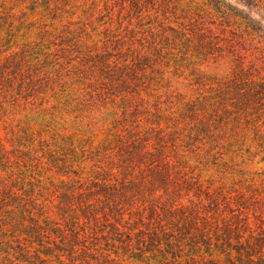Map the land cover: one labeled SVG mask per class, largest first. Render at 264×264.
<instances>
[{"label": "rangeland", "instance_id": "1", "mask_svg": "<svg viewBox=\"0 0 264 264\" xmlns=\"http://www.w3.org/2000/svg\"><path fill=\"white\" fill-rule=\"evenodd\" d=\"M241 2L0 0V73L12 80L0 96V162L9 158L19 194L60 218V194L107 177L110 159L97 151L129 132L163 142L171 161L165 183L155 169L134 174L124 219L111 221L119 231L85 219L49 228L47 243L77 244L67 263L204 264V239L229 264L214 251L221 233L264 252V0ZM84 200L71 202L80 215ZM196 205L188 220L177 210ZM6 208L0 264H40L29 214Z\"/></svg>", "mask_w": 264, "mask_h": 264}, {"label": "trees", "instance_id": "2", "mask_svg": "<svg viewBox=\"0 0 264 264\" xmlns=\"http://www.w3.org/2000/svg\"><path fill=\"white\" fill-rule=\"evenodd\" d=\"M241 1V3L248 7L257 6L255 0ZM6 51L7 50L0 53L2 54ZM11 56L12 55H9L6 58V62L11 60ZM7 69L8 67H4L0 73V96H8L11 93L12 80L8 75ZM258 86L264 89V83L258 84ZM254 89L258 91L256 86ZM4 113L5 110L1 103L0 120L3 119L2 114ZM136 133L139 132H129L128 135H119L117 139L112 142L109 141L106 145L98 149L96 156L110 159L107 167L102 168V171L107 174V177H102L103 174H100L97 175V177L94 176L92 180L86 179L83 181L82 178H80V180L74 182V186L67 187L64 192L60 194V198L62 199L58 206L60 218L54 220L52 216H47L49 211L43 204L38 203V199L32 192L28 195V199H25L22 194H19V191L22 189L16 188L17 185H19L18 179H15V173L10 167L11 162L9 158L3 164L0 162V211L7 207L6 209L12 211L17 210L19 212L22 210L21 212L25 213V215L27 213L29 214L31 224L25 227V235L30 239V244H37L41 247V249H36V256H38L40 264H69L67 261L70 263L74 262L79 254V251L75 248L77 244L73 245L70 249H65L60 248L57 244L47 243L46 240L51 238V234L48 232L50 230L49 228L55 230L57 233L59 231L64 232L62 231V223H74L76 227V225H80L82 220L85 219L88 220L85 222L86 224L92 221L94 225L106 221L107 225L112 227L114 231H119L120 228L118 224H113V226H111V221L112 219L117 221L116 216L121 214L123 215L122 219H124L122 210L124 209V205L130 202L128 190L131 188V185L134 184L132 179L134 174H136V172H143L144 170L142 167H146L148 170L155 169L154 173L160 175L159 182L165 183V181L171 177L170 168L172 165L166 153V146L164 143L161 141L154 143L152 137H141ZM1 150L4 151V146L0 139V151ZM3 173H5L6 176H4ZM168 193V189L166 188L163 195L171 196ZM90 197H93L94 201L97 203L100 202V204L96 205L95 202L92 204L90 201L85 203V200H88ZM74 198H85L84 204L82 208H80V211L83 212L81 215L75 211L74 206L71 204ZM9 199L14 200V202H10ZM201 202L199 204H201ZM29 203L33 208H39L40 217L44 219V224L40 221L41 218H34L33 212L28 209ZM194 208V210L191 209L192 211L190 209L180 208L177 210H182L183 219L188 220L192 212L194 211L195 213V211H198L197 208L200 207L196 205ZM100 219H102V221ZM86 231L87 229L85 233ZM71 232L76 234V228ZM77 235L80 236L81 234L77 233ZM57 237L65 238L66 234L62 233V236ZM210 239L211 238H209V240ZM152 241L151 238L149 242L152 243ZM197 244H199L195 245L197 250L201 251L202 246H204L207 250L206 254L211 257L208 261H204V264H222L220 260L212 259L214 255V252H212V244L207 243L204 239ZM173 245L175 244L172 239L167 242L168 247H172ZM30 247L32 246L30 245ZM179 248L180 251L183 250L182 246H179ZM214 248V251L218 253L217 255H224L229 264H236V259L240 262L246 259L250 264H264V252L262 248L257 250L249 240H247L245 244L242 242L241 238H239L235 244V242L232 241V237L228 236L227 233H221L215 236ZM26 253L33 257L30 250H27ZM40 253H42L45 258H42ZM27 254H25V256L22 254L24 259H28V257L26 258ZM174 254L175 253H173V255ZM53 257L56 263H52L53 260H51V258ZM174 259H176L175 256Z\"/></svg>", "mask_w": 264, "mask_h": 264}]
</instances>
